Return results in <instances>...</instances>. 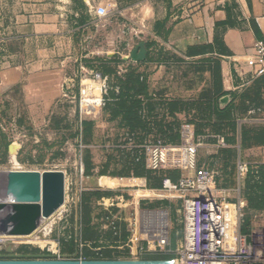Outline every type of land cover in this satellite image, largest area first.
<instances>
[{
  "label": "rangeland",
  "instance_id": "1",
  "mask_svg": "<svg viewBox=\"0 0 264 264\" xmlns=\"http://www.w3.org/2000/svg\"><path fill=\"white\" fill-rule=\"evenodd\" d=\"M17 2L9 0L8 14L18 7ZM74 2L83 15L78 22L88 24L86 0ZM103 12L106 23L100 26V21H94L73 44H61L55 51L53 44L8 45L9 52L25 56L34 67L42 58L62 59L64 66L62 82L41 93L24 86L0 93V172L62 171L66 175L65 207L36 234L17 240L14 253L44 255L40 247L48 244L60 251L61 258H72L78 243L79 259L173 260L185 234L182 199L165 190L162 173H153L151 183L158 184L156 180L163 178L161 188L147 185L144 196L136 194L145 190V185L136 181L138 178L121 175L136 158L137 146L147 138L170 143L182 124L194 125L202 144L199 159L221 171L216 189L227 217L233 219L239 196L244 199L255 191L252 187L259 180L258 176L248 177L249 172L240 176L239 163L250 168L264 164V146H249L240 138L244 129L264 128V113L248 115L252 106L264 111L263 99L252 90L254 84L220 97L210 76L216 61L210 65L205 59L189 61L170 52L148 50L143 73L153 78L150 94L154 104L147 111L151 115L147 130L132 133L121 117L111 119L112 111L106 107L108 94L101 91L97 75L103 60L118 77L136 68L139 63L133 52L140 42H148L141 38L146 29L132 25L127 16L108 20L111 10L103 8ZM105 78L117 82L114 74ZM174 99L187 105L182 113L169 116L163 103ZM222 110L231 111V118H225ZM88 122L92 125L85 124ZM219 137L225 138L226 146L219 147ZM159 212L168 215L166 243L147 235L159 229L160 220L154 216ZM250 224L245 208V217L235 221L234 227L248 235L257 263L264 264V227ZM132 238L138 246L135 253L128 252ZM7 241L0 239V255L5 253L1 245L7 246Z\"/></svg>",
  "mask_w": 264,
  "mask_h": 264
},
{
  "label": "crops",
  "instance_id": "2",
  "mask_svg": "<svg viewBox=\"0 0 264 264\" xmlns=\"http://www.w3.org/2000/svg\"><path fill=\"white\" fill-rule=\"evenodd\" d=\"M8 2L0 0V93L16 86L26 90L35 87L41 93L60 84L64 74L62 59L42 58L34 67L25 56L9 52L8 45L53 44L55 51L61 44H73L94 21H100V26L106 23L104 8L111 10L108 20L127 16L132 25L146 29L141 38L148 42H140L136 49L143 44L146 52L166 51L183 60L214 59L220 67L224 92L232 95L254 84L252 90L263 99L260 104L264 103V77L253 78L250 64L256 42L264 38V0H86L88 24L78 22L83 15L74 0H18V7L10 14ZM136 49L133 54L138 55ZM147 58L135 60L141 74ZM152 79L147 77L149 93ZM251 109H260L255 116L264 113L261 106ZM136 181L145 185V190L136 194L144 196L147 180ZM246 208L250 227L256 223L264 227V212L254 214Z\"/></svg>",
  "mask_w": 264,
  "mask_h": 264
},
{
  "label": "built area",
  "instance_id": "3",
  "mask_svg": "<svg viewBox=\"0 0 264 264\" xmlns=\"http://www.w3.org/2000/svg\"><path fill=\"white\" fill-rule=\"evenodd\" d=\"M253 78L264 77V38L254 46L250 61ZM104 96L110 89L107 78L97 75ZM260 109H251L249 115L255 116ZM178 143H166L161 139L149 138L137 146L136 161L142 160L148 171L181 172L174 183L164 182L165 190L177 193L182 199L185 221V234L181 247L177 250L176 264H258L253 255V246L242 228H235L234 222L245 217L246 201L239 197L235 217L229 219L226 209L219 200L216 189L222 174L207 163H201L198 155L201 141L196 137L194 125L184 123L180 127ZM219 147L226 146L225 138H218ZM249 165L239 163L240 176L249 172ZM45 222V221H44ZM43 222V223H44ZM42 223V224H43ZM166 243V239H161ZM44 255L61 258L55 246L44 244L40 247ZM141 252L145 251L141 247Z\"/></svg>",
  "mask_w": 264,
  "mask_h": 264
},
{
  "label": "water",
  "instance_id": "4",
  "mask_svg": "<svg viewBox=\"0 0 264 264\" xmlns=\"http://www.w3.org/2000/svg\"><path fill=\"white\" fill-rule=\"evenodd\" d=\"M136 51L139 56L134 54V59L143 61L146 53L144 45ZM10 150L12 152L13 146ZM3 195L5 200L0 201V239L7 238L8 245H1L5 253L0 255V264H174L173 260L79 259L78 243L72 258L15 254L14 243L36 234L42 223L65 204L66 175L62 171L10 170L5 174Z\"/></svg>",
  "mask_w": 264,
  "mask_h": 264
},
{
  "label": "trees",
  "instance_id": "5",
  "mask_svg": "<svg viewBox=\"0 0 264 264\" xmlns=\"http://www.w3.org/2000/svg\"><path fill=\"white\" fill-rule=\"evenodd\" d=\"M138 56L139 55L135 54V57ZM205 60L207 63H210V65L216 61L210 58ZM107 62L108 61H102L103 65L101 67L100 74L104 78L110 74H114L117 80L116 83H109L110 89L106 98V107L112 111L111 119L114 120L121 117L122 124H125L124 127L129 128L132 133L137 131V129L147 130L151 118V115L149 116L147 111L151 109L154 104V99L149 93L147 77L144 74H141L136 68H131L129 73L118 77L117 72L111 69ZM210 69H212L211 72L217 87V93L220 97L227 95V93L224 92L222 88V78L218 63L215 69L211 67ZM163 105L166 108V114L169 116H175L176 114L184 111L183 105H187V103H184L178 99H174L164 101ZM217 108L218 107L216 106L215 110H217ZM220 113L225 114V118H231L232 116V112L229 110H222ZM85 124H88V126L92 125L90 122ZM234 127H236V124H234ZM240 138L246 145L263 147L264 128L244 129L243 133L240 134ZM179 140L180 134L178 133L175 137L171 138L170 143H178ZM160 173L163 174L165 179H169L174 183L180 178V173L178 171H165ZM152 174V172L146 169L142 160L136 161V158H134L131 161V165L121 176L145 178L147 180L148 186L152 188H161L163 186V178H161L160 181L156 180L158 184H155L154 182L152 186L151 183L154 180ZM253 176L259 177V180L252 187V189H255V191H250L244 200L247 202V207L253 211L254 214L260 213V215H262L264 212V164L250 168L248 177L251 178ZM130 242L131 245L128 252L135 253L138 251V246L136 245L135 239L132 238Z\"/></svg>",
  "mask_w": 264,
  "mask_h": 264
},
{
  "label": "bare ground",
  "instance_id": "6",
  "mask_svg": "<svg viewBox=\"0 0 264 264\" xmlns=\"http://www.w3.org/2000/svg\"><path fill=\"white\" fill-rule=\"evenodd\" d=\"M89 100V99H88ZM100 103L101 98L96 99ZM5 174L6 172H0V201H4V195H3V190H4V185H5ZM65 206L63 205L62 208L59 210L61 211ZM154 213V212H153ZM151 215V214H150ZM154 216H156L160 221H159V229H152L148 232L147 235L153 236L157 239H166L168 238V226H169V220H168V215L166 212H159L155 213ZM177 262L175 261L174 264Z\"/></svg>",
  "mask_w": 264,
  "mask_h": 264
}]
</instances>
